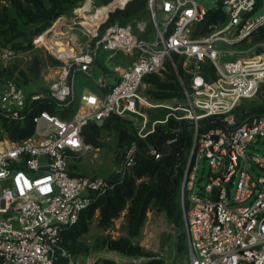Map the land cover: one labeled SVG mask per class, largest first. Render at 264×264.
I'll use <instances>...</instances> for the list:
<instances>
[{
    "label": "built area",
    "instance_id": "2783aa9c",
    "mask_svg": "<svg viewBox=\"0 0 264 264\" xmlns=\"http://www.w3.org/2000/svg\"><path fill=\"white\" fill-rule=\"evenodd\" d=\"M259 1L222 0L208 10L198 0H148L149 21L116 23L101 35H87L85 44L70 38L67 57L53 47L62 64L48 92L30 100L18 82L25 56L0 47V119L23 124L32 116L34 124L29 137L0 141V264H54L59 257L63 264H80L62 246L63 231L115 182L105 175L73 173L70 158L91 150L84 127L112 115L142 117L137 142L117 164L120 177L133 170L140 154L155 160L164 156L149 141L160 126L193 124L182 182L185 264H264V175H253L256 167L264 170V154L251 153L264 137V109L249 106L254 99L264 106V14L255 15ZM218 10L222 16L208 20ZM167 64L180 82L183 101L152 104L168 113L151 120L142 112L146 104L140 90ZM78 75L90 78L97 89L79 96L81 106L71 118L34 108L66 109L75 99ZM206 119L218 124L200 129ZM201 157L210 171L195 193Z\"/></svg>",
    "mask_w": 264,
    "mask_h": 264
},
{
    "label": "rangeland",
    "instance_id": "374dc122",
    "mask_svg": "<svg viewBox=\"0 0 264 264\" xmlns=\"http://www.w3.org/2000/svg\"><path fill=\"white\" fill-rule=\"evenodd\" d=\"M136 0H130L133 3ZM147 1L144 3V14L137 20L149 21V10ZM208 10H214L216 3L222 0H198ZM128 0H0V11L4 12L15 24V30L0 28V47L12 48L19 51L26 58L24 67L19 71L18 82L25 89L30 100L35 94H46L52 78L57 74L58 67L62 64L55 56L54 48L41 38L45 32L57 27L60 34L55 35L54 43L67 41L76 38L78 43L85 44L87 35H101L106 28L116 23L126 25L132 23V19L110 21L109 16L116 10L124 8ZM133 3L132 8L135 7ZM45 9L49 14H55L56 18L51 26L43 30L48 20L47 15L43 20L32 21L27 15L35 13L38 16L37 8ZM113 10V11H112ZM111 11V12H109ZM226 12V9L224 10ZM38 14V15H37ZM48 14V13H47ZM264 14V0L259 1V7L255 15ZM60 20V21H59ZM62 20V21H61ZM51 28V29H50ZM52 31L48 37L54 35ZM41 35V36H40ZM40 36V37H39ZM39 37L41 44H36L35 39ZM42 41H41V40ZM70 44V43H68ZM70 47V45H69ZM22 55L21 61H24ZM15 68L18 65H14ZM12 69L11 71H13ZM174 77H170V74ZM155 80L147 78L146 86L140 90L145 106L142 112L151 120H163L168 109H155L152 104L170 105L175 101H183L180 82L176 73L170 66L166 70L154 75ZM96 90V86L90 78L83 75L76 76L74 80L75 96H80L86 90ZM254 102L249 106L254 107L261 104ZM47 109L54 112H62L51 105ZM81 106L79 99L78 109ZM151 106V107H148ZM75 112V113H76ZM74 113V114H75ZM118 119H110L102 123L95 122L93 140L88 142L91 150L84 154L71 156L70 170L75 174L83 175H105L111 176L115 173L117 164L122 154L133 143L137 142V132L141 122L140 115H122ZM10 121L0 119V141L5 137L11 138L6 128ZM7 124V125H6ZM180 123H169L160 126L161 132L154 135L152 140L164 151L168 157L174 153L176 142L168 145L167 140L174 139L173 131L179 130ZM12 139V138H11ZM192 141V134H191ZM174 146V147H173ZM191 146V144H190ZM190 146L187 148L180 164H174L167 168H150L141 176L137 170L129 172L128 178L133 180L134 194L141 189L151 195L150 202L146 209L144 220L134 233L129 225V212L131 200L129 199L117 217L108 221L102 219V210L107 201L115 194L117 187L98 204L92 206L81 216L76 228L65 235V244L74 252L75 260L80 264H185L188 261V239L186 227L182 239L184 240L183 250L178 251V230L170 220L167 211L163 207L162 196L168 186V180L174 172H181L179 184V201L182 211L181 221L185 224L182 200V182L184 179L185 167L189 158ZM253 155L264 154V137L260 139L251 152ZM142 154L139 155V158ZM138 158V159H139ZM138 161V160H137ZM199 173L195 193L200 192L204 187L210 171L209 163L204 157L199 160ZM251 170V167H250ZM254 177L264 175V170L256 167ZM236 186L232 188L235 194ZM248 202L237 204L246 206Z\"/></svg>",
    "mask_w": 264,
    "mask_h": 264
},
{
    "label": "trees",
    "instance_id": "16d2710c",
    "mask_svg": "<svg viewBox=\"0 0 264 264\" xmlns=\"http://www.w3.org/2000/svg\"><path fill=\"white\" fill-rule=\"evenodd\" d=\"M145 1L146 0H136L135 2H133V3H137L135 4L134 8L131 7L133 3L131 2L126 3L123 9L116 10L114 13H111L109 16V20L114 22V21H119V20L123 21V20H129V19L134 18L132 19L133 20L132 23L139 21L137 19L142 17V15L144 14ZM37 11L39 14V15L37 14L38 16H36L35 13H32L33 15L29 14L27 15V17H29V19H31L32 21H37L38 19L43 20L45 16L47 15L48 20L43 26V30L49 28L52 22L56 18V13L49 14V12H47L45 9L39 6L37 8ZM220 12L221 11L218 10L215 13H210L208 20H211L212 18H214L215 15L222 16ZM3 27H6L7 29L15 30V24L13 23V21L10 20L9 17L4 12L0 11V28H3ZM1 33L3 32H0V34ZM167 66H170V65L167 64ZM172 76L174 77V74L171 73L170 77ZM153 77L154 75L148 78H151V81H152V80H155V78ZM78 102H79V96H75V99L70 103V105L64 111L54 112V111H50L49 109L48 110L58 115L62 119H69L76 112L78 108ZM34 108H38V109L46 108L47 109L45 105H41V104H34ZM262 109H264V106L258 105V106L253 107L254 111L262 110ZM112 118L118 119L120 117L116 115H112L106 120L108 121ZM169 123L171 124L172 121H170ZM94 124H95L94 121H90L83 129V134H84V137L87 143L93 140L94 130H95ZM217 124H218L217 119H206L202 121V125L200 126V129H204L208 126H216ZM6 128L8 129V132L12 139H15V140L25 139L33 133L34 124L32 122V116H30L23 124L10 122L9 125L6 126ZM159 130L158 132L163 131V130L161 131ZM192 132H193L192 122L185 121V122L180 123L179 131L175 134H172L176 142L174 145L175 147L173 146L175 149L174 153H172L168 157L163 156L160 160H155L152 157L142 155L138 159L136 164L134 165L133 170L136 169L138 176H141L144 172H146L150 168H158L161 166L162 168H167L168 166H173L174 164H180L181 159L184 157V154L187 148L191 144ZM149 141H153L152 137L149 138ZM180 173L181 172L179 173L174 172L172 176H170L168 180V186L164 190L163 196H162L163 207L167 211V214L170 220L174 223L175 227L178 230V236H179L178 251L183 250L182 246L184 244V240L182 239L183 233H181V231H184L185 229V224L183 221H181L182 211L180 207L179 191H178L179 184L182 179ZM79 175H83V174H79ZM128 175L129 173L125 175L124 177H120V175H117V173H114L111 176H109L110 179H112L115 182L114 188L117 187V189H116L115 194L107 201V204L104 206L102 210V219L108 221L112 217H117L120 211L124 208L127 201L129 199H132L131 200L132 204H131L130 212H129V225H130L131 231L134 232L138 228H140L144 220L145 212L149 205L151 195L147 192L146 189L145 191L144 189L143 190L141 189L140 191L138 190V192L134 194L133 180L131 178H128ZM112 191L113 189L110 192H108L105 196L101 197L94 205L98 204L106 196H109V194ZM90 208L84 210L80 214L79 220L74 226L70 228H66L63 231L62 246L68 251H70L71 253H74V252L69 248V246L65 244V241H66V239H64L65 235L67 232H71L74 228L78 226L82 214L86 212L87 210H89ZM180 253L182 252L180 251ZM63 262L64 260L59 257L54 262V264H63ZM173 264H179V262H174Z\"/></svg>",
    "mask_w": 264,
    "mask_h": 264
},
{
    "label": "bare ground",
    "instance_id": "6f19581e",
    "mask_svg": "<svg viewBox=\"0 0 264 264\" xmlns=\"http://www.w3.org/2000/svg\"><path fill=\"white\" fill-rule=\"evenodd\" d=\"M129 1V0H128ZM121 9V8H120ZM113 11V10H112ZM110 12V11H109ZM60 21V20H59ZM62 21V20H61ZM58 24H56V28L53 30L51 29L50 31L45 32L42 34L41 38L44 39L46 43H49L52 47H54L57 50V53H61L62 55H71L72 54V49L69 47L70 39L66 42H58L57 44L54 43L55 41V35L60 34V29L57 27ZM55 31L54 35H52L50 38L48 35L52 32ZM41 40V39H40ZM74 40V39H72ZM42 41V40H41ZM2 149V144H0V150Z\"/></svg>",
    "mask_w": 264,
    "mask_h": 264
},
{
    "label": "crops",
    "instance_id": "0c3cea01",
    "mask_svg": "<svg viewBox=\"0 0 264 264\" xmlns=\"http://www.w3.org/2000/svg\"><path fill=\"white\" fill-rule=\"evenodd\" d=\"M121 9H123V8H121Z\"/></svg>",
    "mask_w": 264,
    "mask_h": 264
},
{
    "label": "water",
    "instance_id": "95a60500",
    "mask_svg": "<svg viewBox=\"0 0 264 264\" xmlns=\"http://www.w3.org/2000/svg\"><path fill=\"white\" fill-rule=\"evenodd\" d=\"M111 12V11H110Z\"/></svg>",
    "mask_w": 264,
    "mask_h": 264
}]
</instances>
